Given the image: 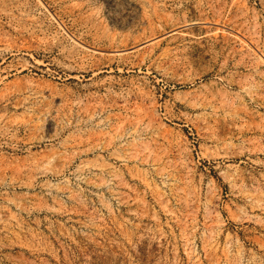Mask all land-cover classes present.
Segmentation results:
<instances>
[{"label": "rangeland", "instance_id": "374dc122", "mask_svg": "<svg viewBox=\"0 0 264 264\" xmlns=\"http://www.w3.org/2000/svg\"><path fill=\"white\" fill-rule=\"evenodd\" d=\"M0 264H264V0H0Z\"/></svg>", "mask_w": 264, "mask_h": 264}]
</instances>
